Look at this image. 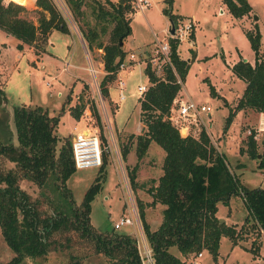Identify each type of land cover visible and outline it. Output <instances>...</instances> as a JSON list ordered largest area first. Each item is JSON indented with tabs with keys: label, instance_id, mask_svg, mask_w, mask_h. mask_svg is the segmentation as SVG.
<instances>
[{
	"label": "rangeland",
	"instance_id": "rangeland-1",
	"mask_svg": "<svg viewBox=\"0 0 264 264\" xmlns=\"http://www.w3.org/2000/svg\"><path fill=\"white\" fill-rule=\"evenodd\" d=\"M8 0H3L6 3ZM59 13L66 20L69 34L53 30L50 35L51 45H48L47 55L37 60L46 46L40 40L35 44H22L24 51L17 55V38L7 34L0 37L6 43L5 53L0 55V142H15V130L12 121V108L20 104L28 106L41 105L46 108L48 115L57 116V125L54 132L58 137L57 146L63 141H69L75 133L82 129H98L105 144L108 143L110 151L107 152L105 167V180L101 189L94 194L89 202L90 225L99 232H110L113 223L121 216L130 218L131 223L124 224L115 231L129 234L135 239L139 256L143 264H152L148 254H144L142 245L148 248L143 230L141 229L137 201L144 205L145 220L150 229H155L162 218L163 205L149 204V186L156 184L161 175V166L164 158L163 150L155 143L150 142L143 158L138 160L135 156L134 136L144 131L139 120L138 85H149L144 74L143 60L154 54L156 40L167 38L168 16L162 12L163 0H148L149 5L143 12L136 9V0H111L112 2H126L130 6L127 16L130 17L131 32L122 41L121 48L126 52L123 59L125 64L130 53L140 61L128 65L121 76L122 86L116 83L118 75L107 84L108 95L100 92L99 81L104 75L101 62V49H86L77 23L64 0H52ZM103 7H107L105 0H98ZM252 7L247 22L252 23L253 16L260 32V44L264 50V0H247ZM35 5L27 7L24 17L36 23L38 14ZM86 13L87 22L92 24L94 19L86 6H82ZM173 14H182L184 19H193L195 24V37L193 40L184 39L178 47V55L186 61L189 60V69L182 81L181 94L186 95L196 105H208L209 114L201 112L200 119L203 128L210 137L211 143L218 152L225 155L228 168L238 178L240 184L246 189H264V167L257 165L259 158L264 155V122L258 119L255 111L238 109L233 115L230 124L224 128L225 116L232 109L237 96L244 88V81L236 78L231 66L240 56L246 61L253 62V53L242 31V26L233 18L220 0H173L171 9ZM83 27V25H82ZM194 30V29H193ZM2 33V30H0ZM78 36V38L76 37ZM108 33L103 36L107 41ZM47 41V40H46ZM189 41H192L191 43ZM196 51L192 57L190 49ZM147 56L143 57V54ZM49 53H52L50 55ZM240 54V55H239ZM35 56V57H33ZM33 57V59H32ZM35 61V62H34ZM96 70L91 73L88 69ZM159 75V74H158ZM81 79H86L84 82ZM82 81V85L80 82ZM84 82V83H83ZM81 86L79 90L76 91ZM213 87L214 95L209 93ZM119 93L123 99L119 100ZM83 104L84 109L77 120L69 114V108ZM94 109V111H93ZM191 122L178 121L177 126H186L191 134L197 133L198 127ZM188 125V126H187ZM201 128V127H200ZM254 133L257 158L251 159L245 153L246 140L249 133ZM61 140V141H60ZM127 147V153L122 158L121 149ZM241 149V150H240ZM134 164L136 187L129 184L127 172ZM14 163L5 157H0V170L15 168ZM97 168H76L66 180V187L75 204H79L83 193L93 183ZM18 185L24 189L31 198L38 201L42 213L51 214L52 206L49 198L53 199L50 188L37 186L32 180L22 177L18 173ZM247 209L242 194L232 195L227 204L217 203L216 217L222 219L226 225L234 227L238 239L234 246L230 240L222 236L218 243V255L212 261L210 253L205 250L201 256L188 254L183 257L171 247L170 251L180 260L187 261L196 257V264H262L248 251L258 247L264 255V230L252 225V220H244ZM150 249V248H149ZM151 250V249H150ZM151 252V251H150ZM151 254V253H150ZM14 253L5 244L0 234V264L8 262ZM78 264H107V258L96 253L89 241L82 239L73 230L58 231L52 237L48 252L38 258H25L20 264H66L72 259ZM264 256L262 257V260Z\"/></svg>",
	"mask_w": 264,
	"mask_h": 264
},
{
	"label": "trees",
	"instance_id": "trees-1",
	"mask_svg": "<svg viewBox=\"0 0 264 264\" xmlns=\"http://www.w3.org/2000/svg\"><path fill=\"white\" fill-rule=\"evenodd\" d=\"M233 18L249 15L252 7L247 0H220ZM98 0H64L73 20L81 21L77 28L89 51L101 49V62L104 75L99 81L100 92L108 95L107 84L115 78L118 64L123 61L126 52L119 46L131 32L127 16L130 6L126 2ZM162 12L175 22L181 16L173 14V0H163ZM35 5L38 14L36 23L24 17L26 6ZM86 6L93 15V23L87 22ZM250 29H244V36L253 53V64L240 56L231 66L233 75L245 85L237 97V102L225 116L224 128L238 110L249 108L264 113V55L260 44V32L256 23ZM0 29L17 38L16 49L22 44L33 45L36 40L45 43L53 29L68 33L65 18L57 10L52 0H0ZM108 33L107 41L103 36ZM192 36V33L190 34ZM170 46L169 63L160 64V74H155L149 62L144 63V74L149 85L137 98L139 120L144 131L134 136L135 156L143 158L150 142H155L164 153L161 175L156 184L148 187L151 195L149 204L163 205L162 218L155 229H150L145 220L144 205L137 201V212L148 248H151L152 264H188L180 260L171 251V247L185 257L197 255L207 250L216 260L218 243L224 235L231 246L236 244L238 234L234 227L219 223L216 217L217 203L227 204L235 194H242L247 215L254 227L264 230V189L243 187L236 175L228 168L225 155L218 152L211 143L206 131L201 128L195 134L182 132L173 124L169 115L174 100L181 88L189 69V62L178 55V43L173 38L167 39ZM192 57L194 52L191 50ZM0 88V102H1ZM209 93L214 95L213 87ZM84 109L83 104L69 108V114L77 120ZM94 111V109H93ZM57 116L48 115L41 105L20 104L12 108V121L15 130V142H0V157L14 163L15 168L0 170V234L14 256L5 264H20L25 258H38L48 252L52 237L58 231L73 230L89 241L96 253L107 258V264H141L135 239L127 233L115 231H96L90 225L89 202L101 189L105 180L107 152L101 151V164L96 167L97 174L93 183L83 193L79 204H75L68 191L66 180L76 169L72 159L71 144L63 141L57 146L58 137L54 132ZM101 147L104 137L98 131ZM61 141V140H60ZM241 150V149H240ZM127 147L121 149L122 158ZM245 153L255 159L256 143L254 133H249ZM257 165L264 167V155ZM137 164L129 168V184L136 187L135 170ZM18 173L32 180L37 186L50 188L53 199L51 214L42 213L38 201L19 187ZM254 256L258 247L250 248ZM66 264H78L74 258ZM264 264V259L262 260Z\"/></svg>",
	"mask_w": 264,
	"mask_h": 264
},
{
	"label": "built area",
	"instance_id": "built-area-1",
	"mask_svg": "<svg viewBox=\"0 0 264 264\" xmlns=\"http://www.w3.org/2000/svg\"><path fill=\"white\" fill-rule=\"evenodd\" d=\"M136 9L138 11L143 12V10L149 5L148 0H136L135 2ZM173 23L174 33L170 34L168 29L166 31L167 38L158 41L156 40V43L154 45V54L151 55L148 59L149 65L151 66L152 70L155 74H160V64L169 63V51L170 46L168 45L167 39L173 38L177 41L178 45H180L181 41L190 37V34L193 32L194 29V22L192 19H184L183 17L177 18L175 22ZM177 45V46H178ZM179 47V46H178ZM147 56V53L143 54V57ZM128 61L125 64V62H120L118 64V68L116 70L115 75H118V79L116 83L120 86H122L121 76L123 70L127 68L128 65H131L135 63L136 61H140L143 59H137L133 53H130L128 56ZM145 63V60H143ZM89 72L95 73L96 70L90 67L88 69ZM177 83L182 85L180 81L177 79ZM148 85H138L137 91L139 93L138 97L141 96L147 89ZM119 100L123 99V95L119 93L118 96ZM174 104L171 108V113L169 115V119L173 122L175 126H177L178 121H185L191 122L195 124L197 122L196 126L198 127V131L203 128V122L200 119L201 112L209 114L210 107L208 105L201 104L200 106L196 105L192 100H189V98L183 94H181V90H179L175 100ZM188 126V125H187ZM179 130L182 132H186L191 134L186 128V126L179 127L177 126ZM201 127V128H200ZM204 129V128H203ZM197 131V132H198ZM105 139V137H104ZM107 142V140H106ZM105 150L106 152L110 151V147L108 143L104 144L103 148L101 147V140L99 138L98 129L95 130H89L87 128L82 129L74 134L71 138V152H72V159L75 168L78 169H84V168H93L98 167L101 164L102 158H101V151ZM130 218H125L121 216L116 222L113 223V228L118 229L120 226L124 224L131 223ZM139 248V247H138ZM142 248H144V254L149 255V259L152 260L151 257V248H147L144 245H142ZM198 257L201 256V253L197 254ZM196 256V257H197ZM196 257L189 259L187 261L188 264H196ZM141 264H143V258L140 257Z\"/></svg>",
	"mask_w": 264,
	"mask_h": 264
},
{
	"label": "crops",
	"instance_id": "crops-1",
	"mask_svg": "<svg viewBox=\"0 0 264 264\" xmlns=\"http://www.w3.org/2000/svg\"><path fill=\"white\" fill-rule=\"evenodd\" d=\"M249 4V3H248ZM251 7V6H250ZM251 13H252V11H251ZM251 13L249 14V15H251ZM176 15H179V16H182V14H178V13H175ZM247 18H248V15H244V16H242V17H240V18H236V20L240 23V24H242V23H244V22H247L246 20H247ZM192 19V18H191ZM193 20V19H192ZM194 21V20H193ZM253 23H256V21H254V18H253V20H252V23H249V22H247L246 24V26H242V31L244 30V29H250V28H252L253 26ZM256 25H257V23H256ZM1 30V29H0ZM53 30H56V29H53ZM53 30H52V32L48 35V38H47V41H46V46L44 47V50L39 54V55H36L38 58H37V60H35V61H38V60H42V57L44 56V55H47L48 54V52H50L47 48H48V45H51L52 43L50 42V35L53 33ZM167 31V30H166ZM6 35L7 33H5V32H3L2 31V33L0 32V37L2 36V35H4V34ZM64 34H67V35H70V43L72 44L73 43V41H74V39L72 38L71 39V36H72V34H69V32L68 33H64ZM8 35H10V34H7V36ZM77 38H78V36H76ZM195 37V24H194V30H193V32H192V36H190L189 37V39H191V40H193V38ZM261 37V36H260ZM19 42V40L16 42V44ZM190 43L192 42V41H189ZM261 42V41H260ZM16 46V45H15ZM179 46V45H178ZM5 48H6V43L4 42V41H0V55H2V54H4L5 53ZM190 49H192V48H190ZM261 49H262V46H261ZM192 51L194 52V56H196V51L195 50H193L192 49ZM24 51H22L21 49L20 50H18L17 49V55L19 56L21 53H23ZM262 52H263V55H264V50H262ZM50 55H52V53H49ZM240 55V54H239ZM33 57H35V56H33ZM33 57H32V59H33ZM181 58V57H180ZM246 60V59H245ZM34 61V62H35ZM187 61H189V60H187ZM249 62V61H248ZM251 63V62H250ZM251 64H253V62L251 63ZM123 73V72H122ZM123 75V74H122ZM81 80H83L84 82H86L87 80L86 79H81ZM83 82V83H84ZM80 85H82V81L80 82ZM81 88V86L78 88V89H76V91L77 90H79ZM238 97V96H237ZM246 109H249V108H243V109H240V110H242V111H244V110H246ZM251 110V109H250ZM254 114H256L257 115V117H258V119L259 120H261L262 121V123L264 122V113H262V112H255ZM141 123V122H140ZM161 205V204H160ZM234 246V245H233ZM264 255L261 253V250H259L258 251V254L256 255V256H253L254 258H256L257 260H259V261H262V257H263Z\"/></svg>",
	"mask_w": 264,
	"mask_h": 264
},
{
	"label": "water",
	"instance_id": "water-1",
	"mask_svg": "<svg viewBox=\"0 0 264 264\" xmlns=\"http://www.w3.org/2000/svg\"><path fill=\"white\" fill-rule=\"evenodd\" d=\"M253 18L255 19L256 15H254ZM168 20H169V25L167 27V28H169L168 31L170 34H173L174 33L173 23L169 18H168ZM121 45H122V41L119 42V46H121ZM218 220H219V223H222V219H218Z\"/></svg>",
	"mask_w": 264,
	"mask_h": 264
}]
</instances>
